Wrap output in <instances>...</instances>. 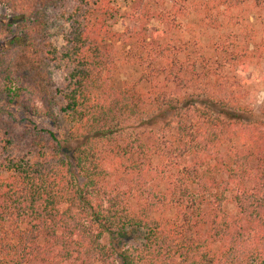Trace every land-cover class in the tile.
<instances>
[{"label":"trees","instance_id":"trees-1","mask_svg":"<svg viewBox=\"0 0 264 264\" xmlns=\"http://www.w3.org/2000/svg\"><path fill=\"white\" fill-rule=\"evenodd\" d=\"M0 7V264H264V0Z\"/></svg>","mask_w":264,"mask_h":264},{"label":"rangeland","instance_id":"rangeland-1","mask_svg":"<svg viewBox=\"0 0 264 264\" xmlns=\"http://www.w3.org/2000/svg\"><path fill=\"white\" fill-rule=\"evenodd\" d=\"M120 2L123 6H125L128 4L129 0H120ZM14 20L15 17L10 10L0 7V46L6 36H11V33L14 30ZM61 32L62 30H58L57 28L52 30L53 40L59 47H61L64 43V37ZM252 100L256 107L260 106L262 102H264V89L262 86L258 84L253 85Z\"/></svg>","mask_w":264,"mask_h":264}]
</instances>
